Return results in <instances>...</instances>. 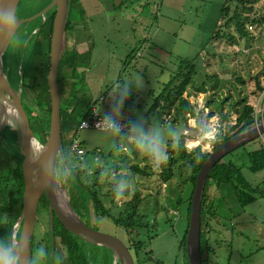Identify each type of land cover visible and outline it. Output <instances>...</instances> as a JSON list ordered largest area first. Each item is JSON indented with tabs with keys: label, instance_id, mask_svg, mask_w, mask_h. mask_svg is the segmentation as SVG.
I'll use <instances>...</instances> for the list:
<instances>
[{
	"label": "rangeland",
	"instance_id": "374dc122",
	"mask_svg": "<svg viewBox=\"0 0 264 264\" xmlns=\"http://www.w3.org/2000/svg\"><path fill=\"white\" fill-rule=\"evenodd\" d=\"M150 1L148 8H150L151 12L155 11L158 5V19H156L158 24L150 21V25L142 30H145V32L148 30V32L152 33L157 28L156 34L150 38L156 50L142 47V57H135L134 60L125 58L126 51L128 50L129 52L138 45L135 33L140 31L138 28L140 25L139 23L135 24V14L136 11H142L143 0L134 2L133 10L128 9V11L130 10L129 14L133 13V19H130L131 15H128L124 20L120 19L119 21L117 19V22L119 21L118 29L121 32L113 39L116 48H113L114 54L108 63L104 79L113 80L119 77L118 83L138 79L142 85L129 92L122 106L121 117L129 120L136 118L138 115L143 116L150 124L156 123L164 129L173 128L179 139L184 132L185 123H172L166 111L154 110L149 112L147 104L150 106V103L154 101L164 86L163 84L176 71L177 62L175 60L179 58L192 59L193 57H196L194 59L196 74L192 80L194 85H190L187 88V92L183 93V96L187 97L189 102L193 104L196 113L201 112V107L205 105L206 101H216L225 96L228 98L224 102L221 112H224L229 106L232 107L233 111L236 108H241V105H236L235 102L244 97L255 109L260 91L255 88L254 76H257L260 85L264 86V0H245L244 6L246 8H241L242 21L246 29L245 35L240 34L235 29L233 22H230L223 27V31H226L229 35L213 40H210V35L215 30L220 19V9L224 0ZM238 2L239 0H234L230 4ZM30 4L32 5L33 3ZM73 10H75V7L70 10V19H72ZM253 18H256V22L251 23L250 20ZM84 23H87V21H77L75 29L70 28L67 30L68 43H72V38L75 39V42L82 40L83 36L86 37V43H89L90 40L86 36ZM134 26H136V31H132L131 27L134 28ZM8 69L6 65V74L9 73ZM87 70L84 71L80 67V71H83L89 77L92 71L89 72V69ZM26 71L29 75L22 77L19 85L21 88L29 82L31 74H35L39 77V80L46 75L39 55L36 54L31 57L27 63ZM205 75L209 77L216 76L217 79L210 81L204 92L194 93L196 87H200V81ZM238 79H242L243 82ZM145 90H152V96H147ZM99 92L98 87H94L91 98L94 97V94L98 95ZM110 99L106 100L102 107L109 108L108 101ZM212 106L209 105L208 109ZM105 109L108 110L107 108ZM234 115L236 114L232 112L228 120L224 122L225 130L230 125V122L232 123L235 120ZM216 116L220 119V112L210 116V119ZM198 117L199 115L194 117V130H197L196 126L200 123ZM208 135V131H204L201 135L202 148H205L204 145L207 144L202 139ZM69 137L70 135L66 133L64 141L67 142ZM75 137L86 151L84 157L72 153L76 157L84 158L83 163L78 164L77 172L81 177L84 176L82 182L85 185L87 184L91 187L101 185L102 192L106 190L102 185L105 183L99 182L98 184L96 181L104 179L106 183L109 181L111 183L112 177L110 175L105 176L103 174L104 169L111 170L117 177L118 175H126L130 178V188L126 192L125 197L122 198L119 204L113 200L109 208L113 217H118L120 213L125 211V204L133 196L134 192L139 195L140 200L137 202V209L139 212L148 215L151 227L149 231L153 238L151 240L148 239L147 244H145L138 256H133V251H131L134 263H175L173 257L177 253V241L185 227L184 207L186 202L183 201L179 208L173 204L179 198L186 200L189 195L191 185L185 181L187 170L183 168L182 174H179L178 166L174 165L175 167L173 166L172 169L173 176L168 181L163 182L159 174V168L158 170L153 169L147 158L127 142L118 141L121 147L119 151H116L110 147V139L100 130L80 129L76 132ZM260 145L264 146V135L225 154L221 160H231L238 165L243 164L244 167L241 171L244 178L251 185H257L262 190L264 189V170L251 173L246 168L247 158L245 156L247 151L253 150ZM176 146H168L167 148L173 151ZM193 150L189 149L188 151ZM171 158L176 159V153ZM169 159L170 156L168 155L167 160ZM74 164L75 162L72 163V166ZM135 164L141 168L146 167L147 172H157L158 174L141 175L136 173L130 168L131 165ZM67 184L69 186L67 197L70 205L72 204L75 208L77 206V210H81L82 201L85 200L84 192H79V189L75 188L70 182ZM105 185L110 189L112 187L110 184ZM220 194L225 197L226 205L230 208V213L228 212L227 214L236 215V217L228 219L229 217L218 215L214 219L209 218L214 231L207 232L206 235L208 237V246L214 251L208 253L204 251L202 261L205 264H264V190L263 192H258L255 195L256 200L243 209H241L231 189L227 188L224 189V192H220L212 184H208L207 200H215ZM88 205L91 211L90 218L93 222L98 215L93 211L90 202H88ZM105 205L108 207V201H106ZM105 220L109 221L108 223L110 224H106L102 220L100 226L109 230V232L111 231L129 246L131 244L129 235L116 226L112 219L108 218ZM203 229L205 230L206 228L204 227ZM142 238L145 240L147 238L146 234H143ZM262 245L263 247L259 248ZM60 251H62V248ZM149 251H151V254ZM176 264H181V262L178 261Z\"/></svg>",
	"mask_w": 264,
	"mask_h": 264
},
{
	"label": "trees",
	"instance_id": "16d2710c",
	"mask_svg": "<svg viewBox=\"0 0 264 264\" xmlns=\"http://www.w3.org/2000/svg\"><path fill=\"white\" fill-rule=\"evenodd\" d=\"M31 1V2H30ZM234 0H224L221 6L220 19L216 25L215 30L210 35V40L223 38L227 35L226 31H223V27L227 26L230 22H233L235 29L240 33L245 35L246 29L242 21V9H245L244 6L245 0H239L238 3H231ZM33 3L32 5L30 3ZM50 0H24L23 6L25 13L19 14V17L30 16L36 11H40L45 7ZM241 5V7H240ZM73 10L72 19L70 16L67 22V30L75 26V21H80V11L76 8L75 0H72L71 10ZM37 11V12H38ZM54 16V8H51L47 11L46 21L42 23L41 16L33 18L27 27L22 30L18 43H16L15 49L9 51L5 54L4 58L8 61V71L7 78L11 86L16 89L19 87L22 81L27 74L26 68L27 63L30 61L31 57L34 55H39L41 59V64L43 66L44 73L47 71L48 67V54L50 49V35L52 30V21ZM251 23L256 22V18L250 20ZM26 23H23L21 26L24 27ZM30 25V26H29ZM39 28V32H34L33 30ZM25 32L27 34H25ZM25 34V35H24ZM231 36V35H230ZM68 37L66 35V47L64 53V62H63V98L61 106V130H62V154L67 155L66 162L72 166V163L75 162L72 166L75 174L72 177L68 178V182L75 188L79 189V192H84L85 203H91L93 211L99 216L111 217L113 223L119 228L123 229L127 235L130 237L131 244L128 246L129 249L133 251V256H138L139 252L143 250L145 244H147L148 239L153 238L150 235L149 229V218L146 213H141L137 209V202L140 200L137 192H134L133 196L126 202V209L124 212L120 213L118 217H113L110 213L109 208H105L98 197L96 196L93 187L90 185H85L82 180L83 177L77 172L78 164L83 163L82 157L86 154L84 153L76 157L70 152L69 146L72 141V138L75 136L76 128L78 123L82 118L87 115V112L83 111L85 102L82 99V95H78L79 91L75 88L74 85L73 92L69 97H65V73L66 69L71 68L73 75H77L76 65L78 62L86 61L87 58L80 55L72 43H68ZM196 57L192 59L188 58H179L177 62L176 71L169 78V80L164 84L162 90L155 97L152 105L149 108L150 111H166L170 117L172 123L182 122L185 123L187 119V114L195 115L196 111L193 108V104L189 102L187 97L183 96L184 92H187V88L193 84V77L196 74V63L194 61ZM217 77H205L200 81V87H196L194 93L205 91L207 84L216 80ZM240 82H243L242 79H238ZM46 79L45 76L39 80L35 74L30 75L29 82L24 84L21 88V103L22 106L27 111L29 122L32 128L35 131V134L40 139V142H44L45 137L48 132V107H47V96H46ZM228 97H223L221 99L208 100L205 103V106L213 105L209 107L208 116H213L217 112H220V122H225L228 120L229 115L234 112L236 118L233 124L229 125L223 134H220L219 140H217L214 145V150L221 143L226 141L235 133L246 129L253 125V111L254 106L250 104L245 97L235 102L236 105H241V108L232 109L228 107L224 112H221L224 102L227 101ZM70 135L67 142L64 141L66 135ZM65 134V135H64ZM184 135L178 139L176 148L171 151L167 148V153L170 156V161L162 163L159 166V174L162 177L163 182L168 181L173 176V166L176 165L179 168V174H182L183 168L187 170V175L185 176V181L191 185V190L186 200H181L180 198L173 204L178 208L183 204V201L186 202L184 207L185 212V227L183 232L177 241V253L174 255V261L176 264L178 261L181 264H188L185 252V236L187 232L190 211H191V196L195 186L196 175L203 163L209 156L210 152L202 151L199 147H196L193 151H188L183 144ZM245 145V144H243ZM82 148L83 145L80 143ZM242 146V145H241ZM240 147V146H239ZM238 148V147H237ZM235 150V149H234ZM176 153V159H172L171 156ZM247 158L246 168L251 173H257L264 170V146L260 145L259 147L247 151L245 153ZM82 158V159H81ZM222 158V157H221ZM221 158L212 166L210 169L204 184L201 204H200V252L201 257L205 252L214 251L211 247L208 246V237L206 233L214 231V227L211 225L209 218H215L220 215L222 217H231L235 218L236 215L227 214L230 210L229 206L226 205L225 197L220 194L215 200H207V186L212 184L214 188L220 192H224V189H231L235 194L237 201L241 209L245 208L248 204L256 200V194L262 191L259 186L251 185L242 174L243 164H236L229 161H222ZM60 159V157H59ZM73 160V161H72ZM169 161V162H168ZM175 167V166H174ZM131 170L140 173L141 175H153L158 174L157 172H147L146 167H139L138 165H131ZM18 178H9L0 175V202H3L5 208L17 205L18 198L21 196L22 191V182L20 174L17 175ZM126 176V175H118ZM5 182V183H4ZM112 184L110 183V186ZM92 188V189H91ZM112 192V191H111ZM263 194V193H262ZM222 202V204H221ZM221 204V205H220ZM86 207V205H84ZM227 208V209H226ZM19 212V209H17ZM17 212V213H18ZM230 213V212H229ZM206 219V220H205ZM13 219L6 221L0 214V235H5L11 232ZM204 223V224H203ZM206 228L205 230L203 228ZM64 228V227H62ZM69 235V243L67 248L70 256L75 255V260L78 262H83V264H92L94 263L95 254L93 253L92 244L85 243V246L78 247V245L72 240L70 232L65 230ZM143 234H146V239L142 238ZM133 236V237H132ZM109 251V250H108ZM109 253H112L109 251ZM151 254V251H149ZM76 264H80L77 263ZM202 264H205L202 261Z\"/></svg>",
	"mask_w": 264,
	"mask_h": 264
},
{
	"label": "water",
	"instance_id": "95a60500",
	"mask_svg": "<svg viewBox=\"0 0 264 264\" xmlns=\"http://www.w3.org/2000/svg\"><path fill=\"white\" fill-rule=\"evenodd\" d=\"M24 0H0V8L8 9L15 18L12 35L6 41H0V130L10 126L19 137L24 149L22 162L24 188L21 196V212L18 222H22L19 233L30 242V236L40 197L45 196L49 209L53 211L61 224L70 233L82 240L108 248L117 264H135L133 257L122 239L116 235L94 229L84 223L71 207L66 191L55 175L48 179L44 173V162L53 149H57L56 158L62 155L61 106L63 98V62L66 47V28L72 0H50L40 11L26 17L18 18L17 14ZM54 8L48 67L45 75L48 107V132L44 142L39 143L31 131L26 112L21 103V87L14 89L4 71L3 60L8 44L21 23L37 16L45 18V13ZM254 85L262 90L257 76ZM4 112L11 115L3 118ZM264 134V119L243 129L212 150L196 175L195 186L191 196V211L185 236V252L188 264H202L200 252V204L206 177L212 166L225 154ZM54 161V166H55ZM60 195V196H59ZM30 247V246H29Z\"/></svg>",
	"mask_w": 264,
	"mask_h": 264
},
{
	"label": "clouds",
	"instance_id": "9594fccd",
	"mask_svg": "<svg viewBox=\"0 0 264 264\" xmlns=\"http://www.w3.org/2000/svg\"><path fill=\"white\" fill-rule=\"evenodd\" d=\"M15 23L12 12L0 8V41H6L10 38ZM141 86L138 79L118 83L110 92L112 101L110 109L101 112L98 104V109L95 112L99 114L100 118L96 128L110 139V147L113 150H120L121 145L118 141L127 142L147 158L153 169L158 170L159 166L168 159L166 148L168 146L175 147L178 143L176 131L171 127L164 129L156 123L150 124L145 117L139 115L124 123L121 122V109L129 92ZM213 139L214 137L210 138L209 142L204 145L209 151ZM56 151L57 149L51 150L44 162L45 176L51 179L53 175H56L66 180L72 177L75 172L72 166L66 162L67 155L65 154L60 156L59 161L54 166V161L57 160ZM103 174L112 177L111 191L114 200L119 204L130 188V178L127 176L117 177L109 169H104ZM45 259H50L51 264H61L62 257L49 252L43 245L30 248L22 233L9 232L0 236V264H39Z\"/></svg>",
	"mask_w": 264,
	"mask_h": 264
},
{
	"label": "crops",
	"instance_id": "0c3cea01",
	"mask_svg": "<svg viewBox=\"0 0 264 264\" xmlns=\"http://www.w3.org/2000/svg\"><path fill=\"white\" fill-rule=\"evenodd\" d=\"M139 0H80L75 1L76 8L80 11V21L86 20L87 23H84L83 26L86 29V36L89 37V43H86V37L83 36L82 40L75 42V39L72 38V44L75 50L82 56L85 55L87 58L86 61L78 62L76 65L77 75H73L71 68L66 69L65 73V97H69L73 92L75 83V88L79 91L78 95H82V99L85 102L83 107V111L89 113L91 107L95 106L98 109V104L100 106L101 112H106L110 109L111 99L108 101V110H106L102 105L106 100L110 97V92L113 91V87L118 83L119 77L113 80H105L104 77L107 73L108 63L113 57V48H116L114 40L119 34L120 29L119 21L120 19L124 20L128 15L133 19V13L129 14V11L133 8L134 2H138ZM144 3L142 11H136L135 14V24L139 23L140 29L139 32L135 33V38L137 40L138 45L135 46V49H131L129 52L126 51L125 58L127 60H134L135 57H142V47H146L148 49H155L152 42L151 36L156 34L157 28L150 33L148 30L145 32L142 29L147 28L150 25V21L157 22L158 19V5L155 11L150 10L148 8L150 6V0H143ZM79 3V4H78ZM156 5V4H155ZM128 9H130L128 11ZM151 12V13H150ZM117 19L119 20L117 22ZM77 21H75L76 24ZM79 22V21H78ZM158 24V22H157ZM76 26V25H75ZM75 26H72V29H75ZM147 26V27H146ZM77 27V26H76ZM159 27V26H157ZM132 31H136V26L131 27ZM73 36V34H72ZM156 50V49H155ZM159 50V49H157ZM167 55L166 53H164ZM178 62V60H175ZM142 65V63H141ZM80 67L82 70L89 69V72L92 71L91 75L87 77L83 71H80ZM87 67V68H86ZM169 80V79H168ZM167 80V81H168ZM166 81V82H167ZM165 82V83H166ZM164 83V84H165ZM163 84V85H164ZM162 85V86H163ZM94 87H98L99 94H94V97L91 98ZM163 88V87H162ZM162 90V89H161ZM160 90V91H161ZM159 91V92H160ZM147 96H152V90H145ZM97 96V97H96ZM153 102L150 103V106ZM149 104H147L148 109L150 108ZM121 109V113H122ZM127 114V113H126ZM127 121L126 118L121 117ZM133 156V155H131ZM260 246L259 248H262ZM231 264V263H229Z\"/></svg>",
	"mask_w": 264,
	"mask_h": 264
},
{
	"label": "flooded vegetation",
	"instance_id": "af4514ba",
	"mask_svg": "<svg viewBox=\"0 0 264 264\" xmlns=\"http://www.w3.org/2000/svg\"><path fill=\"white\" fill-rule=\"evenodd\" d=\"M23 8L26 10V8L22 4V6L20 7V10L17 14L18 18H26V17H19V14L25 13ZM44 16H45L44 19L41 16L42 23L46 21L47 12L45 13ZM23 23H26L24 27L21 26ZM23 23L20 24V26L16 30V33L12 36L5 54H7L9 51H12L13 48L15 49L16 43H18V41H19L21 32H22V30H24L27 27V25H28L27 23H29V21H26ZM34 32H39V28L34 29L33 33ZM5 54H4V56H5ZM6 65L8 66V61H7V59L5 60V58H4V60H3L4 71H5ZM5 73H6V71H5ZM24 110H25V108H24ZM25 112L27 115L29 127H30L31 131L35 134V131L29 122V117H28L27 111L25 110ZM35 136L37 137L38 142L42 143V142H40V139L37 136V134H35ZM59 157H60V155L57 157L55 164L59 161ZM23 160H24V149L20 143L17 132H15L10 126H7V127L3 128L2 130H0V175H3L4 177H9V178H12V177L18 178L17 175L20 174L21 182H22L21 193L23 192V188H24L23 168H22ZM96 174H98V173H96ZM55 177H56L58 184L62 188L65 189L66 194H67L68 189H69V186L67 184L68 179L65 180V179H63L59 176H56V175H55ZM95 177H97V176H95ZM96 181L98 184H99V182L105 183V184H110V181L106 183V181H104V179L100 180V181L99 180H96ZM105 184H102L104 186V188H106V190H104L103 192H102V186L101 185H99V186L95 185L93 187V189H94L96 196L98 197V199L102 203V205L105 208H110V206L114 200L113 193L111 192V189L108 188ZM21 196H22V194H21ZM21 196L18 198L17 205L11 206V207H9V209L5 208L6 205H4L3 202H0V214H1V216L3 218H5L6 221L13 219L12 228H11V232H13V233H19L21 230V227H22V222L21 221L18 222V218H19V215L21 212V201H20ZM106 201H108V203H109L108 207L105 205ZM84 205H86V207ZM71 207L76 211L79 218L84 223H86L87 225L93 227L96 230L103 231V232H106L109 234H113V233H111V231L109 232V230L100 226V222L102 220L106 224H110V223H108L109 221H106L105 219H108V218L111 219V217L106 216L107 217L106 218L104 216L98 215L96 220L92 222L91 218H90L91 217V211H90L89 205L87 203L82 201V209L81 210H77V206L75 208V206L73 207L72 204H71ZM17 209H19V212L17 211ZM62 227H64V226L61 224L60 220L56 217L55 213L49 209V202H48L47 198L45 196L40 197L38 204H37V208H36V215L34 218V224H33L32 233L30 236L29 246H30V248H34L35 246L43 245L49 252H51L53 254L60 255L62 257L61 264H76L77 261L75 260V255L70 256L68 248H67V246H68L67 244L69 243V240H68L69 235L65 232L66 229L62 228ZM71 235H74V234L71 233ZM113 235H115V234H113ZM0 236H2V235H0ZM71 238L80 248L85 246V243L92 244V243H89V242L82 240L81 238H79L76 235H74V237H71ZM92 245L95 246L92 249L93 253L95 254L94 263H92V264H117V261L115 260L113 254L109 253L110 250L108 248H106L105 246L96 245V244H92ZM60 247L62 248V251H60V249H61ZM129 251L131 253L132 250L129 249ZM131 255H132V253H131ZM77 263L83 264V262H79V261ZM39 264H51V261H50V259H45V260L39 262Z\"/></svg>",
	"mask_w": 264,
	"mask_h": 264
},
{
	"label": "built area",
	"instance_id": "2783aa9c",
	"mask_svg": "<svg viewBox=\"0 0 264 264\" xmlns=\"http://www.w3.org/2000/svg\"><path fill=\"white\" fill-rule=\"evenodd\" d=\"M96 107L93 106L91 107L89 113L85 115L84 118L80 120V122L77 125L76 132L80 129H96V124L100 118L99 114L96 113ZM209 109L207 106L203 105L201 107V112L196 113L195 115H190L187 114V119L185 122L184 126V147L189 150V149H195L196 147H199L202 151H207L211 152L213 149L214 143L219 140L220 134H223L225 132V124L224 122H220L219 117L211 118L208 116ZM199 115V124L196 126L197 130H194L195 126V118ZM215 115V114H214ZM169 117V115H168ZM236 118V115H234ZM253 118H254V123L256 124L258 121L264 119V86L262 85V90L260 91V96L258 100L256 101L255 104V109L253 111ZM126 120L121 118V122L124 123ZM235 121V120H234ZM234 121L230 125L234 123ZM84 125V126H83ZM204 131H208L209 135L206 136L205 138L202 139V141H206L207 143L209 142V139L214 137V139L211 142V150H207L206 148H202V142L200 141L201 135ZM76 135V133H75ZM264 135V134H262ZM261 135V136H262ZM263 138V137H262ZM198 141L196 144H194L192 147H189L188 141ZM202 146V147H201ZM70 152L77 154V155H82L84 153V149L80 146V142L77 141L76 137L74 136L72 138V141L69 146Z\"/></svg>",
	"mask_w": 264,
	"mask_h": 264
},
{
	"label": "bare ground",
	"instance_id": "6f19581e",
	"mask_svg": "<svg viewBox=\"0 0 264 264\" xmlns=\"http://www.w3.org/2000/svg\"><path fill=\"white\" fill-rule=\"evenodd\" d=\"M37 11H38V10H37ZM37 11H36V12H37ZM29 26H30V25H29ZM25 34H27V33L25 32ZM25 34H24V35H25ZM10 83H11V82H10ZM10 85H11V84H10ZM10 115H11L10 113H8V112H4V114H3V118H4V117H5V118H6V117L9 118ZM195 142L197 143L198 141H192V142H189V141H188V145H189V147H192L194 144H196Z\"/></svg>",
	"mask_w": 264,
	"mask_h": 264
}]
</instances>
